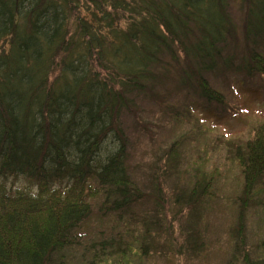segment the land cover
Instances as JSON below:
<instances>
[{"label":"trees","instance_id":"trees-1","mask_svg":"<svg viewBox=\"0 0 264 264\" xmlns=\"http://www.w3.org/2000/svg\"><path fill=\"white\" fill-rule=\"evenodd\" d=\"M229 73L264 77V0H0V264H130L162 236L196 255L214 176L198 171L174 192L194 223L180 244L161 187L153 198L130 172L125 119L152 102L184 120L174 87L223 104L211 77ZM233 152L242 190L231 260L264 264L245 235L249 210L264 215V129ZM152 198L153 213L138 212ZM94 219L100 239L86 230Z\"/></svg>","mask_w":264,"mask_h":264},{"label":"rangeland","instance_id":"rangeland-1","mask_svg":"<svg viewBox=\"0 0 264 264\" xmlns=\"http://www.w3.org/2000/svg\"><path fill=\"white\" fill-rule=\"evenodd\" d=\"M239 19L237 6L232 11ZM176 75V74H175ZM212 84L224 93L223 104H208L197 98H185L174 87L171 100L176 101L185 119H176L162 112L152 102H144L138 119L127 116L130 172L144 190L151 193L155 185L163 195L165 223L172 219L174 239L182 244L186 230L194 226L190 220L191 210L179 212L174 205V192L189 187L197 178L198 171L214 176L216 195L203 206L199 217V230L203 247L196 255L178 254L174 246L164 247L162 236L156 251L144 257L134 250L130 264H233L234 228L237 222V204L234 199L241 193V168L234 160L235 148L252 138L255 128L264 129V77L249 80L242 75L227 74L211 77ZM173 89V88H172ZM192 107L187 109L186 106ZM175 144L172 156L169 149ZM173 154L175 156H173ZM156 179V180H155ZM138 211L150 214L155 209L154 199ZM146 211V212H145ZM178 213L175 214L174 212ZM153 212H151L152 214ZM94 219L87 225L93 238L100 239ZM112 218L102 228L109 229ZM245 235L250 246L251 257H263L264 215L259 208L250 209L246 217ZM93 225V226H92ZM191 226V227H190ZM88 234V239H89ZM162 243V244H161ZM139 242L135 244L138 247Z\"/></svg>","mask_w":264,"mask_h":264}]
</instances>
